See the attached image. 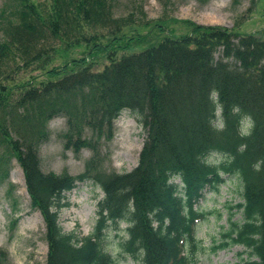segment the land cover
Here are the masks:
<instances>
[{"label": "trees", "instance_id": "trees-1", "mask_svg": "<svg viewBox=\"0 0 264 264\" xmlns=\"http://www.w3.org/2000/svg\"><path fill=\"white\" fill-rule=\"evenodd\" d=\"M130 3L125 13L117 12L118 0L1 1L0 185L13 160L43 222L45 264H113L104 232L119 223L125 239L117 247L137 264H190L203 217L195 205L204 191H217L222 176H234L241 218H229L213 249L241 246L255 258L247 264H264V27L240 33L181 21L185 31L177 33L173 22H149L140 0ZM133 26L146 32L127 37L123 30ZM81 45L106 63L92 69L86 57L65 55L48 68L56 50ZM38 70L44 78L21 81ZM122 111L145 136L136 166L118 174L102 168L100 145L111 140ZM54 119L63 124V152L90 153L80 174L40 169L39 147ZM212 154L222 161L209 163ZM84 181L102 197L92 232L77 238L57 220L63 194ZM6 261L0 249V264Z\"/></svg>", "mask_w": 264, "mask_h": 264}, {"label": "rangeland", "instance_id": "rangeland-1", "mask_svg": "<svg viewBox=\"0 0 264 264\" xmlns=\"http://www.w3.org/2000/svg\"><path fill=\"white\" fill-rule=\"evenodd\" d=\"M2 0H0L1 3ZM33 4L47 0H29ZM133 0H118L117 12L131 11L129 4ZM138 1V0H137ZM145 18L153 23L166 20L171 27L182 33L185 31L181 21L204 26H219L233 29L240 33H250L264 27V0H140ZM127 7V8H126ZM124 14V13H123ZM168 19V20H167ZM156 24H160L156 22ZM127 37L145 33L146 29L130 27L124 29ZM158 35V34H157ZM87 47L81 45L68 50L66 54L55 52L48 68L60 65L66 55L67 59L86 57L92 69H100L106 63L105 55L96 54L95 58L87 57ZM93 52V49L92 51ZM217 56V55H215ZM30 75V76H29ZM19 77H23L19 75ZM42 79V71L26 74L25 79ZM13 80L10 84H15ZM216 125L219 126L218 122ZM50 137L39 147V165L43 173L58 175L66 172L69 176L80 174L84 161L90 153L86 150L73 156L63 152L59 134L63 131L60 119L48 123ZM144 131L134 115L122 111L114 121L111 140L101 142L100 154L102 168L121 174L132 170L137 163L138 153L144 140ZM212 164L222 161V157L212 154L207 158ZM217 191L206 190L195 209L203 214L195 223L194 233L197 250L190 264H247L255 262L249 250L241 246H229L215 250L221 243L220 233L231 221L241 218L242 203L241 184L234 176H222ZM178 183V180H174ZM102 197L99 188L90 181L76 183L75 187L63 194L65 204L58 212V225L64 234H74L81 238L90 234L96 221V203ZM14 221V223H11ZM125 224L119 223L117 230L112 226L104 232L103 248L113 258V264H137L134 260L121 254L117 247L120 238L125 239ZM44 227L38 212L29 208V199L25 192L23 177L18 165L12 160L8 179L0 185V249L7 254L4 264H45L47 247L44 240Z\"/></svg>", "mask_w": 264, "mask_h": 264}]
</instances>
